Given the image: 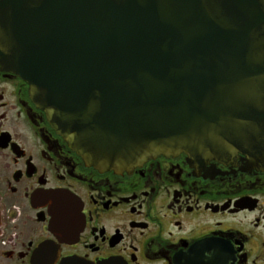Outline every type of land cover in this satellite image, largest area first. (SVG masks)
<instances>
[{
  "label": "water",
  "instance_id": "water-1",
  "mask_svg": "<svg viewBox=\"0 0 264 264\" xmlns=\"http://www.w3.org/2000/svg\"><path fill=\"white\" fill-rule=\"evenodd\" d=\"M0 58L97 169L264 165V0H4Z\"/></svg>",
  "mask_w": 264,
  "mask_h": 264
},
{
  "label": "flooded vegetation",
  "instance_id": "flooded-vegetation-1",
  "mask_svg": "<svg viewBox=\"0 0 264 264\" xmlns=\"http://www.w3.org/2000/svg\"><path fill=\"white\" fill-rule=\"evenodd\" d=\"M255 162L181 153L97 169L0 58V264H264Z\"/></svg>",
  "mask_w": 264,
  "mask_h": 264
}]
</instances>
